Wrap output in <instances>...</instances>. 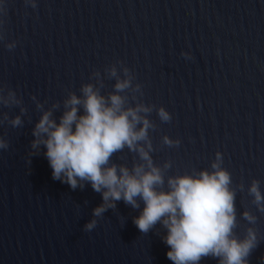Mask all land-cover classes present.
<instances>
[{
    "label": "clouds",
    "instance_id": "1",
    "mask_svg": "<svg viewBox=\"0 0 264 264\" xmlns=\"http://www.w3.org/2000/svg\"><path fill=\"white\" fill-rule=\"evenodd\" d=\"M26 6L37 7V0H24ZM6 9L0 2V17ZM4 20L0 18V41L5 39ZM13 50L16 41L7 43ZM188 57L187 53H182ZM117 64L120 66L117 68ZM105 79L115 80L113 90L106 95ZM132 71L117 61L100 71H94L89 82L82 84L77 95L68 91L62 102L57 101L45 108L35 96L32 100L41 112L32 129L30 147L34 155L41 146L52 169V178L70 186L72 190H83L90 184L93 191L100 193L102 203L92 210L93 219L84 225L86 232L92 231L108 209H116L123 201L133 209L144 207L133 223L143 234H147L159 223L167 230L162 237L169 246L167 258L173 264H200L212 257L218 264H249V257L258 246V233L249 226L243 237L236 233L238 228L236 195L237 190L245 191L243 183L232 187L231 173L223 167L224 158L220 151L215 153L210 167L190 173L169 175L173 167L171 160L157 164L152 153L154 147L150 130L157 127L149 116L155 111L162 123L171 121V114L163 107L146 104L139 99L143 96L142 86L133 83ZM0 105L20 107V114L9 118L7 112L0 115V124L7 122L13 128L22 127V116L26 109L16 92L0 85ZM62 114L57 118L54 113ZM161 143L169 148L178 147L179 139L168 135ZM9 142L0 137V150H6ZM125 149L133 153L131 167L117 164L112 158ZM123 159V157H121ZM260 181L253 179L247 188L252 197L251 204L258 212L264 213V194ZM249 225H255L257 216L251 211L242 213Z\"/></svg>",
    "mask_w": 264,
    "mask_h": 264
}]
</instances>
